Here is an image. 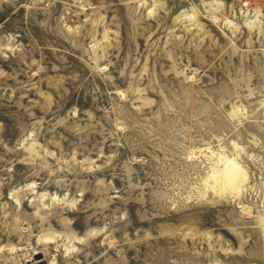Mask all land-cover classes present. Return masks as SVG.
<instances>
[{
    "label": "rangeland",
    "instance_id": "obj_1",
    "mask_svg": "<svg viewBox=\"0 0 264 264\" xmlns=\"http://www.w3.org/2000/svg\"><path fill=\"white\" fill-rule=\"evenodd\" d=\"M0 264H264V0H0Z\"/></svg>",
    "mask_w": 264,
    "mask_h": 264
},
{
    "label": "bare ground",
    "instance_id": "obj_2",
    "mask_svg": "<svg viewBox=\"0 0 264 264\" xmlns=\"http://www.w3.org/2000/svg\"><path fill=\"white\" fill-rule=\"evenodd\" d=\"M221 172L225 183L228 182L229 186L237 185L244 177L243 171H241L240 168L237 167V163L232 160L226 163L225 168Z\"/></svg>",
    "mask_w": 264,
    "mask_h": 264
}]
</instances>
